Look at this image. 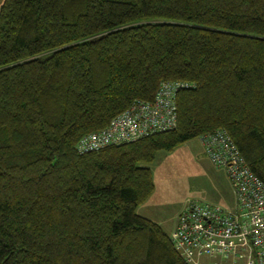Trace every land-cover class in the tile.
Returning a JSON list of instances; mask_svg holds the SVG:
<instances>
[{
    "label": "trees",
    "instance_id": "1",
    "mask_svg": "<svg viewBox=\"0 0 264 264\" xmlns=\"http://www.w3.org/2000/svg\"><path fill=\"white\" fill-rule=\"evenodd\" d=\"M176 82V130L78 153ZM217 130L264 182V0H4L0 264H189L137 209L157 153Z\"/></svg>",
    "mask_w": 264,
    "mask_h": 264
},
{
    "label": "built area",
    "instance_id": "2",
    "mask_svg": "<svg viewBox=\"0 0 264 264\" xmlns=\"http://www.w3.org/2000/svg\"><path fill=\"white\" fill-rule=\"evenodd\" d=\"M191 86L164 83L153 103L136 102L98 133L85 136L78 144L80 155L136 143L178 127L177 96ZM205 152L231 182L236 207L192 201L179 216L171 240L189 264H264V182L250 169L229 133L217 130L200 139Z\"/></svg>",
    "mask_w": 264,
    "mask_h": 264
},
{
    "label": "rangeland",
    "instance_id": "3",
    "mask_svg": "<svg viewBox=\"0 0 264 264\" xmlns=\"http://www.w3.org/2000/svg\"><path fill=\"white\" fill-rule=\"evenodd\" d=\"M2 4L0 0V9ZM147 167L152 172L155 190L138 207L137 214L160 226L168 235L174 233L179 216L192 201L221 205L226 200V207L234 208L231 182L224 170L213 165L199 140H192L172 152L157 153Z\"/></svg>",
    "mask_w": 264,
    "mask_h": 264
},
{
    "label": "crops",
    "instance_id": "4",
    "mask_svg": "<svg viewBox=\"0 0 264 264\" xmlns=\"http://www.w3.org/2000/svg\"><path fill=\"white\" fill-rule=\"evenodd\" d=\"M4 1V0H3ZM200 141V140H199ZM203 146V145H202ZM204 148V147H203ZM233 187V186H232ZM233 190H234V188H233ZM234 195H235V191H234ZM211 205V204H210ZM212 205H215V206H220V207H222V208H224V209H226V210H229V211H233L234 209H235V207H236V195H235V205H234V208L233 209H231V208H227L226 207V200L225 201H222V203H221V205L220 204H212Z\"/></svg>",
    "mask_w": 264,
    "mask_h": 264
}]
</instances>
